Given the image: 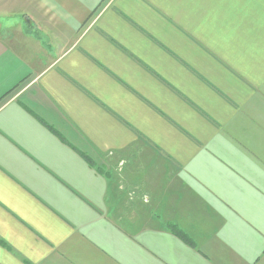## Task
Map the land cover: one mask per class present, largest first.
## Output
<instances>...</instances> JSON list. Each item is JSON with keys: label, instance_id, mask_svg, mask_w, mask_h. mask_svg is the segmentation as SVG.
<instances>
[{"label": "crops", "instance_id": "1", "mask_svg": "<svg viewBox=\"0 0 264 264\" xmlns=\"http://www.w3.org/2000/svg\"><path fill=\"white\" fill-rule=\"evenodd\" d=\"M0 264H264V0H0Z\"/></svg>", "mask_w": 264, "mask_h": 264}, {"label": "trees", "instance_id": "2", "mask_svg": "<svg viewBox=\"0 0 264 264\" xmlns=\"http://www.w3.org/2000/svg\"><path fill=\"white\" fill-rule=\"evenodd\" d=\"M86 158V157H85Z\"/></svg>", "mask_w": 264, "mask_h": 264}]
</instances>
